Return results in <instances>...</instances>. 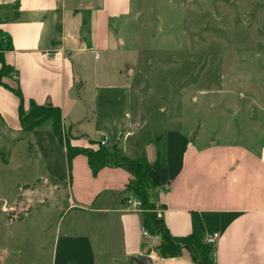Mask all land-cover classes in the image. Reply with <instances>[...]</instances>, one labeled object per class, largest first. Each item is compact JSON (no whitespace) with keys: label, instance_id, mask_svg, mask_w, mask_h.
<instances>
[{"label":"crops","instance_id":"1","mask_svg":"<svg viewBox=\"0 0 264 264\" xmlns=\"http://www.w3.org/2000/svg\"><path fill=\"white\" fill-rule=\"evenodd\" d=\"M81 2L0 0V32L9 38L12 47L2 54L4 63L11 69L9 77L2 81L10 88L18 87L23 99L21 116L19 98L0 85V138L11 145L10 151L19 142L30 141V149L34 148L35 155L42 160L44 176L38 179L39 185L56 193L62 187L67 192L72 187L77 162L84 171L92 173L84 155L75 156L68 167L65 147L51 132L50 120L31 132L25 130L50 109L59 110L61 128L68 134L70 147L95 150L104 141L105 149L110 150L122 134L124 155L130 152L144 156L151 166L160 151L152 141H139L126 147L129 139L138 137L148 122L142 100L135 106L131 104L132 95L139 97L138 89L134 91L123 82L121 71L116 84L100 83L91 74L96 75L95 68L108 53L125 48L117 24L130 15L133 0H91L83 10L76 6ZM87 95L92 98L90 105L83 104ZM174 137L179 142L175 153L170 139L166 140L164 151H160L165 166L149 174L154 184L162 185L156 202L159 206L153 212L125 208L124 190L132 180L126 170L105 167L97 173V177L114 182L112 186L104 185L105 192L116 194L114 208L96 212L102 220L100 225L114 223L109 218L115 216L119 237V250H115L121 251L128 264H195L185 248L175 258L161 259L156 255L153 248L159 241L150 233L156 230V220L160 219L174 238H186L199 228L203 238L206 233H218L219 238L212 246L213 264H264V151L255 154L245 148L217 145L198 148L194 146L195 136L190 145L187 137L178 133ZM40 139L50 147L42 148ZM49 160L60 162L64 179L55 178ZM163 187L167 188L165 195L161 192ZM128 198L133 199L131 195ZM67 202V209L87 214L92 211L81 208L69 195ZM144 214L155 216L152 230L144 223ZM99 235L95 234L94 239L70 229L55 235L51 264H97L96 251H113L105 241L97 250L95 243ZM60 249L64 254L58 259ZM39 251L49 249L43 246Z\"/></svg>","mask_w":264,"mask_h":264},{"label":"rangeland","instance_id":"2","mask_svg":"<svg viewBox=\"0 0 264 264\" xmlns=\"http://www.w3.org/2000/svg\"><path fill=\"white\" fill-rule=\"evenodd\" d=\"M90 1L76 6L83 10ZM117 26L125 48L108 53L95 68L96 75L91 74L100 83L116 84L121 71L123 82L138 89L139 97L132 95L131 104L142 100L148 122L126 147L152 141L164 151L163 144L170 139L175 153L179 142L174 133H178L187 137L189 145L195 136L198 148L217 145L255 154L264 151V0H133L130 15ZM91 102L90 95L84 97L83 104ZM67 135L60 128L64 147ZM29 142H19L10 151L11 145L0 138V249L8 250L0 251V264H51L53 238L68 229L94 239L99 233L97 250L103 241L113 249L96 251L97 264H128L116 251L115 216L109 218L114 223L100 225L96 212L114 208L116 194L104 191L105 184L114 182L94 177L77 162L68 192L63 187L59 193L52 192L39 185L44 176L42 160ZM39 145L50 147L42 139ZM107 151L124 154L121 147ZM128 157L139 155L129 152ZM49 163L55 178L64 179L60 162ZM68 195L81 208H91V213L67 209ZM142 217L152 230L155 216ZM154 237L159 244L160 237ZM43 246L49 251H39ZM61 250L58 259L64 254Z\"/></svg>","mask_w":264,"mask_h":264},{"label":"trees","instance_id":"3","mask_svg":"<svg viewBox=\"0 0 264 264\" xmlns=\"http://www.w3.org/2000/svg\"><path fill=\"white\" fill-rule=\"evenodd\" d=\"M88 14V13H87ZM86 23L83 22V25ZM12 49L11 43L8 37H4L0 32V85L10 90L15 94L20 100L19 115L23 114V99L18 87L10 88L3 83V78H8L11 74V69L4 63L3 52L10 51ZM50 120L52 122L51 132L58 140L59 144L62 145V140L60 136L61 119L60 112L58 109H50L45 114V116L25 128L27 131H33L38 128L44 121ZM123 135H120L119 141L114 145V149L121 147ZM66 157L68 167L72 159L77 155H84L87 157L88 165L93 176L105 167H118L126 170L132 177L131 182L127 185L124 193L127 198L123 201L126 202L129 195L136 198L140 203V209L143 213L147 211H155L157 209V195L159 193V188L161 184H154L149 174L153 169L161 168L165 166V159L162 158L160 151L157 152V160L154 165H150L144 156L138 158H129L128 156L115 152L110 154L103 146L100 144L96 151L90 149H80L70 147L68 142H66L65 147ZM2 153L0 152V158L2 159ZM143 228L146 229L143 223ZM202 229L194 230L193 233L186 238H174L172 237L162 221L160 219L156 220V230L151 232V236H159L161 241L156 245L153 251L161 259L175 258L180 255L182 249H187L195 264H213L211 261V246L205 245L201 242L202 240Z\"/></svg>","mask_w":264,"mask_h":264},{"label":"built area","instance_id":"4","mask_svg":"<svg viewBox=\"0 0 264 264\" xmlns=\"http://www.w3.org/2000/svg\"><path fill=\"white\" fill-rule=\"evenodd\" d=\"M14 78H16L14 76ZM100 145L101 146H104L105 145V142L104 141H101L100 142ZM161 192L163 195H165L167 193V188L166 187H163L161 189ZM125 208L127 210H132V211H136V212H143L141 209H140V203L136 200H133V199H128L126 202H125ZM143 235L144 236H148V233L146 231H143ZM219 238V234L218 233H215V232H212V233H206L204 235V238H203V243L205 245H208V246H213L215 244V242L217 241V239ZM155 240L158 241V238L156 237Z\"/></svg>","mask_w":264,"mask_h":264},{"label":"water","instance_id":"5","mask_svg":"<svg viewBox=\"0 0 264 264\" xmlns=\"http://www.w3.org/2000/svg\"><path fill=\"white\" fill-rule=\"evenodd\" d=\"M193 137V136H192ZM148 259L147 258H144V261H147Z\"/></svg>","mask_w":264,"mask_h":264}]
</instances>
